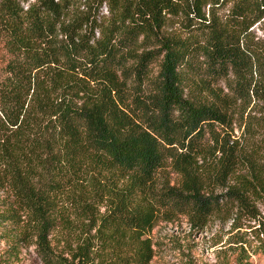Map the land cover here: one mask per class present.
Listing matches in <instances>:
<instances>
[{
	"label": "trees",
	"instance_id": "obj_1",
	"mask_svg": "<svg viewBox=\"0 0 264 264\" xmlns=\"http://www.w3.org/2000/svg\"><path fill=\"white\" fill-rule=\"evenodd\" d=\"M263 19L264 0H0V218L17 240L46 264H151L159 222L228 212L264 250ZM60 226L82 233L70 259Z\"/></svg>",
	"mask_w": 264,
	"mask_h": 264
},
{
	"label": "rangeland",
	"instance_id": "obj_2",
	"mask_svg": "<svg viewBox=\"0 0 264 264\" xmlns=\"http://www.w3.org/2000/svg\"><path fill=\"white\" fill-rule=\"evenodd\" d=\"M78 6L81 10L85 9L81 3H78ZM227 13L226 10L221 11L219 17L225 19ZM252 32L251 38L255 37V41L264 40V19L262 24H257L253 28ZM9 58L6 51L1 48L0 76L4 75L3 72ZM151 68L152 76H156L159 71V64H155ZM261 106L260 102L255 101L246 110V118L248 114L259 117L260 115L256 111ZM242 120L240 109L234 123V136L236 138L241 136ZM250 146L253 147L252 144ZM256 149H261V154L258 157L264 163V148L257 146ZM166 172L171 184L178 185L180 181L178 175L173 173L169 167ZM10 200L11 196L8 191H0V215L11 203ZM257 206L264 218V205L257 203ZM21 222H23L22 226L30 228V222L24 215ZM256 228H258L256 223L249 221L247 217H241L240 214L235 218H229L228 212L213 218L204 229L193 227L189 219L183 215L175 217L172 221H161L150 233L155 253L151 264H242V260L248 262L246 264H264V250L255 237L254 231ZM17 233V229L13 224L5 223L0 218V237H11L10 239H0V257L5 256L8 251H12L17 254L15 264H46L40 255L36 238L31 237L19 241L16 238ZM72 233L60 226L55 234L50 237L55 253L62 255L65 259L71 258L67 237L71 235L76 237L81 231L76 230ZM28 234L32 236L30 231ZM242 243L246 244L244 248H246L248 256L242 253Z\"/></svg>",
	"mask_w": 264,
	"mask_h": 264
}]
</instances>
